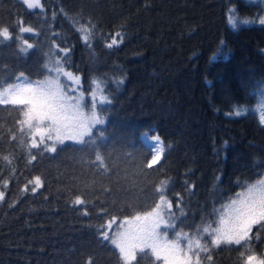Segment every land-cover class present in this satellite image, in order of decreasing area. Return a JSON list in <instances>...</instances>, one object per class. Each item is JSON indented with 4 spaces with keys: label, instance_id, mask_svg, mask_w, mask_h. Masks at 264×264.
<instances>
[{
    "label": "trees",
    "instance_id": "obj_1",
    "mask_svg": "<svg viewBox=\"0 0 264 264\" xmlns=\"http://www.w3.org/2000/svg\"><path fill=\"white\" fill-rule=\"evenodd\" d=\"M229 9L240 21L235 29ZM261 18L264 0H42L37 9L0 0V27L13 34L0 38V91L21 73L33 85L55 79L49 69L59 59L80 78L77 86L60 76L66 95L90 115L96 91L105 122L87 143L66 140L52 153L31 147L17 106L0 105V264H122L101 234L123 231L125 219L154 207L161 181L175 214L169 239L184 233L194 245L197 228L215 227L217 210L264 175ZM21 20L34 31L21 33ZM82 25L92 27L87 44ZM117 32L122 42L108 48ZM24 40L33 45L27 52ZM236 109L243 114L230 115ZM145 133L164 149L151 168ZM36 176L43 186L32 192ZM201 244V264H242L236 246L214 247L207 236ZM253 251L264 255V233ZM135 264L156 262L149 252Z\"/></svg>",
    "mask_w": 264,
    "mask_h": 264
},
{
    "label": "snow or ice",
    "instance_id": "obj_2",
    "mask_svg": "<svg viewBox=\"0 0 264 264\" xmlns=\"http://www.w3.org/2000/svg\"><path fill=\"white\" fill-rule=\"evenodd\" d=\"M27 9L42 8L41 0H22ZM228 22L232 28H236L240 21L235 16V10L229 9ZM21 33H31L34 30L29 26L25 27L23 21L18 22ZM242 23L247 24L248 21ZM264 25V18L259 20ZM79 31L87 44L91 36L92 27L82 25ZM0 38L3 41L13 39V34L8 27H0ZM122 35L117 32L115 37L106 46L112 48L122 42ZM26 47L20 49L21 52H27L33 48L27 40L23 41ZM55 72V79H48L33 85L27 81L23 73L16 78V84H9L0 91V105L17 106L22 116L18 121L21 125V131L27 126V135L31 139L32 148H41L48 152H56V145L63 144L66 140L77 144H85L88 141L86 137L93 135V128L96 125L104 124L96 112V91L92 92V111L86 115L81 111L79 100L71 101L65 93L60 83V76L67 77L79 86L80 78L74 76L71 72L64 71L61 60L54 61V67L49 69ZM94 83H97L94 81ZM118 83L122 84L123 80ZM97 88L99 85L97 84ZM83 94L81 93V96ZM264 95V92L261 93ZM110 103L107 97L101 95L100 103ZM259 122L264 125V102L259 109ZM243 111L236 109L230 115L241 116ZM102 135V133H101ZM145 138L153 141L151 160L148 167L151 168L157 164L164 151L159 136H150L145 133ZM12 139H16L13 135ZM51 142V143H49ZM8 161V157H3ZM35 159V156L32 157ZM95 162L100 168H104V157L97 152ZM32 185L31 191L36 192L41 188V177L36 176L29 180ZM4 187H7L5 182ZM167 182L161 181L157 188L159 193V202L150 210L143 213L137 212L131 218L125 219L123 224L127 227L123 231L117 230L115 235L110 236L108 231L101 235L103 240L110 241L111 245L119 252L122 264H135L138 255H147L149 252L156 264H201L200 253L207 252L208 247L201 244V239L205 236L210 238L212 246L219 248L221 245L236 246L239 252L242 264H264V255H257L253 251V241H260L261 233H264V175L256 182L246 184L236 197L231 199L226 205H223L219 213L218 220L213 224H206L197 228L195 244L187 234L177 233L174 239H169L168 229H174L173 220L175 214L171 211L172 202L166 198ZM27 190V185L25 186ZM5 197V192L0 191V201ZM85 202L79 196L74 200L75 205H83ZM87 215V210L84 212ZM115 218L109 221L107 228H112ZM255 229V231H254ZM181 241H186V248L181 246ZM195 257V259H193ZM207 260L211 261L212 256L208 255ZM86 264H92V259L88 258Z\"/></svg>",
    "mask_w": 264,
    "mask_h": 264
},
{
    "label": "rangeland",
    "instance_id": "obj_3",
    "mask_svg": "<svg viewBox=\"0 0 264 264\" xmlns=\"http://www.w3.org/2000/svg\"><path fill=\"white\" fill-rule=\"evenodd\" d=\"M41 4H42V0H41ZM152 144H153V143H152ZM152 144L150 145L151 150H152Z\"/></svg>",
    "mask_w": 264,
    "mask_h": 264
}]
</instances>
